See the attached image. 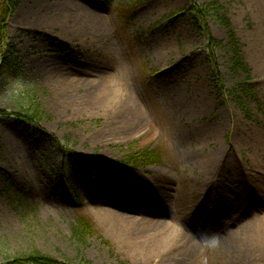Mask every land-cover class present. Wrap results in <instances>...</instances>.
Masks as SVG:
<instances>
[{"label": "rangeland", "instance_id": "1", "mask_svg": "<svg viewBox=\"0 0 264 264\" xmlns=\"http://www.w3.org/2000/svg\"><path fill=\"white\" fill-rule=\"evenodd\" d=\"M211 2L228 29L213 12L198 17ZM1 4H10L0 38L13 67L3 77L0 66V264L33 254L49 264H198L201 257L264 264V0ZM72 6L101 21L112 54L91 27L85 40H70L72 22L62 13ZM98 77H113L117 94L97 107L62 109L55 101L69 89L80 104L86 87L62 82ZM35 106L39 118L23 119ZM137 107L143 122L132 131L127 112ZM96 136L101 142L91 146ZM151 151L160 152L159 164H129ZM211 152L217 172L209 178L202 156ZM101 180L121 192L112 202L124 210L101 201ZM107 207L141 225L171 220L197 247L194 259L184 260L185 243L159 248L132 238L102 215ZM79 219L93 228L77 239ZM203 233L219 234V245L203 248Z\"/></svg>", "mask_w": 264, "mask_h": 264}, {"label": "bare ground", "instance_id": "2", "mask_svg": "<svg viewBox=\"0 0 264 264\" xmlns=\"http://www.w3.org/2000/svg\"><path fill=\"white\" fill-rule=\"evenodd\" d=\"M71 7V6H70ZM263 7V6H262ZM68 13H62V16L67 21L72 22V26L69 32V37L71 41H76L77 39H82L85 36H87L88 28L91 27L92 31L94 32L95 38L98 43L101 44L104 41V36L102 35V23L101 21H98L97 18H93L92 14L89 10H82L77 12V8L75 9V6H72V8H69ZM261 15L264 19V10L261 8ZM76 14V15H75ZM85 40V38L83 39ZM103 44V43H102ZM104 51L107 50L110 54L114 52V47L110 43H104L103 44ZM84 76L90 77L89 73L85 74ZM113 77H110L108 80L106 77H98L95 78V80H67L62 82L63 86L65 84H68L70 88L75 89L78 91V88L86 87L83 99L80 104H75V99L68 96L70 94L71 90H65L63 92L59 91V94H55V101H57V104L62 107V109L66 108L70 105V107H75V110L82 111L84 109H90L93 107H97L98 104H102L103 100H108L112 98L115 91L113 89L115 88L114 80H112ZM112 80V81H111ZM75 84H78L76 87ZM81 84V85H80ZM86 85V86H85ZM63 89V87H62ZM73 90V92L75 91ZM68 93V94H67ZM117 94V93H116ZM105 102V101H104ZM67 110V109H66ZM127 120H129L131 125V130L136 131L143 122V113L139 107L135 108L134 111H128L127 112ZM190 138L191 136L188 135ZM114 138V137H112ZM190 139H194L193 137ZM91 146H94L96 143L98 144L101 142V136H96L92 141ZM262 150L264 152V145H262ZM202 159H204V169L206 173L209 174V178H211L213 175L217 172L216 167V153L211 152L210 154L202 156ZM94 164L95 162L92 161ZM99 182V188L104 189L105 192L101 194L99 193V198L101 201H110V203H107L108 206L116 207L118 210H124L125 206L119 205V203H115L116 199L121 195V192L118 190H112L109 189L112 184H108L107 182L98 181ZM116 187V186H115ZM139 191H142L139 189ZM115 201V202H112ZM111 207H107L104 209H100L102 212V215L105 218H108L111 220V223H115L116 225H121L120 223L124 224L129 228V233H131L132 238H136L140 242L147 243L150 240H155L156 246L159 248L164 247L166 244L170 243H185L186 249L185 253H187L186 260L188 263L194 259L195 253L197 252V247L193 244L192 241L188 239L185 233H183L178 227H175L173 223L170 221H161L157 220L156 223H149L146 222L144 225L139 224L138 220L133 219L131 217L130 219L126 218L127 216H124L121 213H118L114 210H112ZM111 208V209H110ZM138 221V222H137ZM145 222V221H144ZM264 226V224H263Z\"/></svg>", "mask_w": 264, "mask_h": 264}, {"label": "trees", "instance_id": "3", "mask_svg": "<svg viewBox=\"0 0 264 264\" xmlns=\"http://www.w3.org/2000/svg\"><path fill=\"white\" fill-rule=\"evenodd\" d=\"M10 3V1H9ZM10 4H8L9 6ZM8 6H5L3 4L0 5V19L3 20L6 13H7V10H8ZM14 7V5H13ZM215 8V10H214ZM219 11H220V7H218L216 5V3L214 2H211L209 4H207L205 7H203V9H201L200 11H198V17L199 15H203V16H207V14H209L210 12H213V15L215 16L216 20L219 21V23L224 26L225 28H229V22L227 21V19L225 18L224 15H219ZM1 32V31H0ZM1 34V33H0ZM231 39L233 38L232 35H230ZM4 37L1 36L0 38V51L3 53H7L10 57V59H7L9 60L10 62H7L5 59H1L0 60V66H1V63H5V71L3 69H0L3 70L2 71V76L3 77H6L7 75V71L11 70V67H13V63L11 61V57H12V52H11V49L8 46H5V43L3 40ZM231 46V45H230ZM233 46H231L230 50H231V53L233 54V58L231 59L234 63V68H239L240 65H239V57L237 55V50L236 48H232ZM1 53V54H2ZM7 55V56H8ZM32 111V113H31ZM25 118V120H29V121H34L36 120L37 118H39L40 116V112H39V108L38 107H33L32 109H29L26 111V114L23 115ZM160 157H161V154L159 151H151L149 153H139L137 155H133L129 158V164H131L132 166L134 167H146V166H150V165H155V164H159L160 163ZM92 228H93V225L91 224L90 221H88L87 219H79L77 220L76 224L72 227V235L77 238V239H80V238H83V236L87 235L89 232L92 231ZM26 260H19L18 264H22L23 261H27L29 262V264H49L47 259H44L42 256L40 255H37V254H33L31 256H27L25 257Z\"/></svg>", "mask_w": 264, "mask_h": 264}, {"label": "clouds", "instance_id": "4", "mask_svg": "<svg viewBox=\"0 0 264 264\" xmlns=\"http://www.w3.org/2000/svg\"><path fill=\"white\" fill-rule=\"evenodd\" d=\"M198 243L203 247L207 249H214L216 248L220 243V236L219 234H207L203 233L198 238ZM198 264H207V257H201L198 261Z\"/></svg>", "mask_w": 264, "mask_h": 264}]
</instances>
